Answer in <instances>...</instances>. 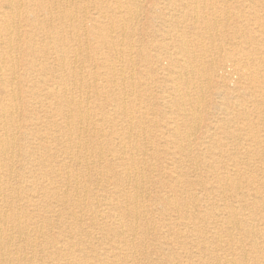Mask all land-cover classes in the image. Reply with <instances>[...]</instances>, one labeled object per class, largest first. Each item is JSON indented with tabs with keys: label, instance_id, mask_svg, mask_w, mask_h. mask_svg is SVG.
I'll return each mask as SVG.
<instances>
[{
	"label": "bare ground",
	"instance_id": "obj_1",
	"mask_svg": "<svg viewBox=\"0 0 264 264\" xmlns=\"http://www.w3.org/2000/svg\"><path fill=\"white\" fill-rule=\"evenodd\" d=\"M83 1L85 4H105V7L109 6L120 16H131L132 12L126 11H130L132 6L136 7L142 2L152 5L166 2L175 7L168 8L174 15L167 19L172 30L165 32L163 39L159 40V44L155 47L153 44L146 47L138 45L135 34L130 33V28L126 24L129 19L121 17L118 20L112 19L113 26L116 24L118 30L114 34H110L105 25H100V32H105L103 43H106L103 45L109 46L108 54L102 59L109 65L105 66L104 72L90 71V66L86 65L87 49L80 45L78 32L68 39L63 32L65 24L53 27L54 21L50 19L64 17L71 20L73 18L71 6ZM176 1L178 0H0V264H123L127 259L128 262L125 264H134L136 254L141 249L135 243H129V247L122 245L124 239L126 236L136 239L145 238L148 229L153 227L152 218L148 217L145 199L142 197V194L150 190V182L145 178V170L150 164L143 158L147 155L148 149L144 142L141 144L138 142L146 133L145 119L149 115L151 106L140 101L142 95L120 90L117 98L113 99L112 112L117 118L122 117L125 120L124 138H118L119 144L114 145L113 149L104 151L96 143L102 142L101 139L106 136L105 133H101L103 130L99 127L97 120L99 114H91L90 106L80 100L82 96L95 92L92 82H87L86 78L97 81L107 77L110 84L124 85L132 91V85L136 83L135 68L141 65L146 70V67L152 64V58H155L163 80L157 86V90L166 94L161 98V105L164 109L177 112L178 115L169 117L165 122L168 133L173 134V138L166 143L173 145L172 148L181 155H189L192 164L190 168L200 170L203 166L202 168L209 174L207 180L213 185L210 188L206 185L208 181L200 179L198 185L202 197L200 199L193 193L190 199L189 190L190 187H194L192 181L188 179L190 170L176 167L175 160H171V164L168 163L171 178L176 180V184L172 187L173 194L163 197L160 201L165 208L178 214L175 219L177 223L179 219H184L188 222L185 223V228H190V224L194 225L196 231L194 244L198 246V251L195 254L190 253V257L197 261L206 259L208 264H264V258H259L261 257L259 253L254 251L253 253L244 251L235 258L234 244L231 240L224 241L221 236L222 222L226 215L233 229L237 232L241 231L240 215L242 217L244 215L238 213L239 208L228 206L223 210L220 206L217 207L209 202L212 192H217L221 197L224 193L223 189L229 191L238 189L241 175L224 176L219 172L223 164L215 158H210V162L196 156L191 157L195 150L192 136L201 125L198 115L202 94H205V84H209L212 77L217 76L220 80V87H216L215 92L221 100L220 107L226 114L228 111H239L242 107L238 102L239 98L233 101L234 94L226 87L230 75L244 78L251 85L246 89L245 95L250 94V97L259 92L264 98V86L260 84L261 77L264 76V53L253 50L257 43L264 44V22H261L264 16H258L253 12L241 17L246 23L255 21L260 24L257 27L261 28L258 35L245 34L243 37L247 47L244 49L237 45L233 54H227L225 62L215 64L207 60L206 54L210 46L214 48L218 43L223 42L222 38L225 36L228 24L222 21L225 22L230 17L227 15L228 11L219 13L212 0H182L184 2L181 4ZM60 4H65L66 8ZM23 5L30 8L27 7L22 12ZM5 6H8V11L3 9ZM201 6L204 9L199 10ZM95 9H97V17L89 15L95 24L103 21L107 16L113 18V14L107 11L105 13L104 8L95 7ZM219 14L221 17L218 16ZM38 15H43L44 19L41 20ZM23 22L27 26L26 29L21 28ZM187 24L195 27L194 35L190 38L184 33L187 32ZM196 29L198 32H195ZM202 29L206 30L208 42L199 39ZM94 32L97 33L98 30ZM21 42L26 46H21ZM224 46L220 50H224ZM152 51L156 52L153 57ZM83 55L84 63L81 61ZM90 57L97 58L94 55ZM22 64L24 70L20 73L19 68ZM220 71L225 75L219 76ZM24 106L26 112L30 109L27 116L23 113ZM259 107L263 109L264 103ZM32 122L34 125L31 124ZM262 122H264V110L260 112L256 121L248 120L249 131L243 137L251 140V146L263 143L258 131L252 133ZM182 126H185L183 132L180 128ZM211 129L208 132L212 131V135L222 132L230 137L241 136L240 133L233 131L226 132L223 125L216 124ZM58 132L65 134L68 139V145L62 153L66 158L57 168H52L54 156L48 150L42 155L41 147L34 145L37 141L39 144L50 139L54 141ZM19 135L22 139L18 138ZM112 135L114 133L110 132L109 136ZM30 137L33 142H27ZM134 140L138 143H134ZM219 143L210 142L207 149L211 150L212 156L223 158L225 151L222 149L223 144ZM73 145L84 154L74 153L71 148ZM35 149L37 151H34ZM257 152L264 161L263 148L260 147ZM88 155L97 157V163L111 157V161L119 163L121 167L120 174L115 173L109 163L107 173L112 175L110 179L116 181V191L100 196L105 206L102 210L98 209V203L87 204L89 191L86 185L81 183V179H85V176L70 170L74 164L87 167ZM120 175L124 177L123 182ZM209 177L212 179L210 180ZM23 178H31V181ZM57 180L64 182L63 189L55 186ZM125 182L128 188L123 189ZM109 185L107 183V187ZM117 185L122 189L117 190ZM184 193L189 199L183 196ZM52 199L57 200L61 207L55 213L58 218L61 219L62 214L66 212L68 215L66 219L69 221L65 222V228L58 232V240L52 235V222L46 217L51 212L49 200ZM246 209L252 211H250L251 216L259 215L256 205ZM202 210L205 212L204 216L201 214ZM86 221L92 222L93 226L101 230L104 235L119 239L120 244L111 246L109 255H105V258L99 255L93 243L84 247V243L77 239L80 236H84L85 241L88 242L92 239L90 233H85L81 229V225ZM105 222H110L114 228L106 229V225L103 224ZM209 229L213 230L212 237L208 234ZM250 229L248 233L252 236L254 230ZM180 238L179 234L177 239ZM209 239L211 240L208 241ZM180 243L186 245L184 241ZM224 246L226 250L217 253V248L222 249ZM28 251L31 256L26 254ZM85 252H87L86 257L81 259L79 254Z\"/></svg>",
	"mask_w": 264,
	"mask_h": 264
},
{
	"label": "rangeland",
	"instance_id": "obj_2",
	"mask_svg": "<svg viewBox=\"0 0 264 264\" xmlns=\"http://www.w3.org/2000/svg\"><path fill=\"white\" fill-rule=\"evenodd\" d=\"M212 1L215 3L216 10L219 13L221 11H228L227 15L230 16L225 22L222 21L223 23L228 24L225 36H223L222 38L223 42L218 43L214 48L210 46L209 52L206 54L207 60L209 62H215V64H218L222 61L225 62L227 54H233L234 49L237 45H239V47H243L244 49L245 47H247V43H245L243 37L245 34L253 33L256 36L258 35V32L261 28L258 29L257 27L260 26V24L256 23L255 21L246 23L245 21H243V19H241V17H244V15L247 16L248 13L251 14L253 12H255L258 16H264V0ZM84 2L85 1L77 4L76 6H71V11L73 13V18L71 20H67L64 17L62 19H50L54 21L52 22L53 27H59L61 24H65V29L63 32L64 36L68 39H70L69 37H73L74 34H77L76 32H78L79 40L81 41L80 45L87 49L85 56H87L86 61H88L86 62V65L90 66V71L104 72L105 66L109 65V63L103 62L104 59H102L105 58V54H108L109 46L107 44L103 45L104 43H106H103L105 32H100V25H105L106 27H108V31L110 32V34H114L118 30L116 24L113 26L112 19L118 20L119 17L127 18L129 20L126 22V24L128 25V28H130V33L133 32V34H135V40L137 44L146 47H149L151 44H153L155 47L159 44V40L163 39V34L168 30H172L167 19L173 17L174 15L169 12L168 8L170 7L169 9H173L175 7L174 5L172 7V4L166 2H161L157 5L142 2L140 4L141 7L140 5H137L136 7L132 6L130 11H126L132 12L131 16H120L119 14H115L109 6L105 7V4H85ZM182 2L184 1H176V3L178 4H181ZM60 5H62L63 8H66L65 4ZM27 7L30 8V6L23 5L21 7V11L23 12ZM95 7L104 8L105 13L107 11L109 12V14H113V18H109L107 16V18H104L103 21L101 20L100 22H97V24H95V22L89 18V15H91L92 17H97V9H95ZM3 9L8 11V6L3 7ZM198 9L202 10L204 8H202L201 6ZM135 10L137 13L135 12ZM38 16L41 20L44 19L43 15ZM218 16L221 17V14H219ZM209 19L212 18L209 17ZM217 19L219 20L220 18ZM261 22H264V20ZM21 26V28L23 29L27 28L24 22L21 24ZM186 27L187 32L184 33L190 38L194 35L195 27L190 24H187ZM96 29L98 30L97 33L94 32ZM179 29L182 30V28ZM201 31L202 34L199 33V39L208 42L205 35L206 30L202 29ZM176 32L178 31L176 30ZM195 32H198V29H196ZM22 38H24V36H22ZM71 43L75 44V42ZM21 46L25 47L26 45L21 42ZM223 46L224 50H220ZM253 50L257 53H264V44L257 43V46L254 47ZM151 53L153 57L154 53L156 52L152 51ZM101 54H104V56H102ZM93 55L97 58L91 59L90 56ZM83 60L84 55L81 61L83 62ZM151 63V65H148V67H146V70H144L141 65L135 68L134 73L136 75V83L132 85V91L130 90L131 88H127L124 85L120 86L118 84V86H116L115 84H110L109 78L107 77H102L97 81H94L91 78H86L87 82H92V85L94 87L93 91L95 92L93 94L91 93L89 95L82 96L80 101H83L85 104L87 103V105L90 106L89 109L91 114H99L97 120L99 121V127L103 130L101 133H105L104 135H106L107 137L105 136V138L101 139L103 141L100 143L99 141L95 142L99 144L97 146H100L99 148L104 151L113 149L114 145L119 144L118 138H124L123 131L125 129L124 125L126 124L125 120L122 117L117 118L112 112L113 99L117 98L120 90L129 93L133 92L139 96L142 95L140 97V101L151 106V110L148 111L149 115L145 119L146 133L142 136V138H139L138 142L139 144L144 142L148 149L147 155L143 156V158H145L146 162L150 164V167L145 170V178L147 182H150V190L142 194V197H144L145 199L148 217L152 218L153 227L148 229V233L145 238L138 237V239H136L126 236V238L124 239L122 245H128L129 247V243H135L141 249L136 254L134 264H208L206 259L197 261L190 257V253L195 254L198 251V246L194 244L196 239V231L194 225L190 224V228H185L184 225L185 223L188 224V222H185L184 219H179V223H177L175 219L178 214L172 212L173 210H170L167 207L165 208V206L160 201V199H162L163 197L171 196L173 194L172 187L176 184V180L171 178L172 175L170 174V170L168 169V163L171 164V160H175L177 162L176 167L183 168L184 170L188 171L190 170L188 179L191 180L194 185V187H190L189 190L190 199L193 196V193L201 199V188L198 185L200 179L208 181L206 185H208L210 188L213 185H210L211 181L207 180L209 174L202 168L203 166L200 168V170H194L190 168L192 164L189 155H181L175 148H172L173 145H169L168 143H166L167 140L173 138V134L168 133L169 131L165 128V122L169 117H177L178 115L177 112H171L170 110L164 109L162 107L161 98L166 96V94L161 93L157 90V86H159L161 81H163L162 74L160 73V68L155 63V58H152ZM19 69L20 73H23L24 65L22 64ZM219 73V76L225 75L224 73L222 74L221 71ZM85 74H87V72ZM261 78L262 81L260 82V84L264 86V76ZM219 81V78L215 76L212 77V79L209 81V84H205L206 91L205 94H202V104L199 110L200 117L198 115V120L200 119L199 121H201V125L200 127H198L199 129L197 131H194V136H192V143L195 150L193 151L191 157L196 156L201 159L209 160L210 162V158H215L223 164V168L222 170L220 169L219 172L221 174L223 173L224 176H235L236 174L241 175L240 186L238 189H232L231 191H229V189H223L224 193L221 197L218 196L217 192H212V196L210 197L209 202L217 207L220 206L223 210L225 208H228V206H234L236 208H239V214L244 215L243 217L242 215H240L241 219L239 218L241 222L240 232H237V230L233 229L232 224H230L228 221L227 215L224 217V220L222 222L221 236L224 241L231 240L234 244V257L238 258V254L241 255L244 251L248 253H253L254 251V253H259V256H261L259 258H264V161L257 152V150H260V147H262L264 150V122L260 123L259 126L255 125L256 128L252 131V133L258 131V136H260L261 140H263L262 145L251 146V140L247 137H243L244 134L249 131L247 127L248 120L256 121L260 116V112L264 110V108L260 109L259 107L264 103V98L259 92L250 97V94L245 95L246 89L251 87V85L248 84V82L244 78H239L237 75H230V80L227 82L226 87L232 94H234V99L232 96L233 101L238 97V102L241 103L242 107L239 111H228V114H226L221 109V100L217 97V94L215 92L216 87H220ZM25 99L27 100V98ZM29 110L26 112V108L24 106V115L27 116ZM28 124H30V122ZM31 124H33V122ZM216 124L220 126L223 125L226 132L233 131L236 133H240L241 136L230 137V135H228L227 133L225 134L222 132H217L216 134L212 135V131H208L212 130L211 128ZM35 126L37 127V125ZM180 128L183 132L185 126H182ZM110 132L114 133L112 137L109 136ZM56 134V139L54 141L53 139H50L41 142L40 144L39 141H37L34 145V147H41L42 155L46 153V150H48L50 154L54 156L52 168H57L61 161L66 158V156L62 153L68 145V139L65 134L62 135V133L60 132ZM18 138L22 139V136L19 135ZM134 141V143H138L136 142L137 140ZM213 141L214 143H219L220 141L219 144H223V148L220 147L223 149V151H225V156L223 158L214 155L212 156L210 154L211 150L207 149L210 145V142ZM27 142H33L32 138L30 137ZM71 148L72 151L77 155L84 154L80 152V150L75 147V145L71 146ZM34 151H37V149H35ZM172 152L173 154H171ZM247 154L249 159H247ZM111 159L112 158L109 157L108 159L106 158L105 160L97 163V157L88 155L86 160L88 163V168L80 164H74L70 167V170L75 174L85 176V179H81V183L83 185H86L89 191L87 204H91L93 202L98 203L99 210H102L105 207L104 202L101 200L100 196L104 194L107 195L113 191H116V181L114 179H110L109 177H112V175L110 173H107L109 163L111 165L110 167L115 171V173L120 174L121 170L120 164L111 161ZM24 162H26V159ZM19 166L20 164L18 163V167ZM32 168L34 169V167ZM35 171L37 172L38 170L35 168ZM34 175L36 176V173H34ZM121 177L123 178L121 182H123L124 177ZM209 178L210 180L212 179L211 177ZM23 179L26 181H31V178ZM107 183L110 184L108 187ZM63 185L64 182H62L61 180H57L55 182L56 187H61L63 189ZM225 186L228 188L227 185ZM126 187L128 188L127 183L124 185L123 189H126ZM118 188L119 190L122 189V187H119V185H117V190ZM261 188L263 189V193H261ZM179 190L181 191V188ZM213 191H215V189ZM183 196H185L186 199H189L187 194L185 195L184 193ZM49 203H51V212H49L46 217H48L52 222L51 233L58 240V232H61L62 229L65 228V222H69L66 219L68 215L65 212L62 214L61 219H59L60 217L58 218V216L55 214L61 209L57 200H49ZM255 205L258 206L259 215L251 216L252 211H248L246 207L251 208ZM40 210H43V208H40ZM191 212L193 211L191 210ZM201 214L203 216L205 215L204 210H202ZM225 214H227V212H225ZM40 221L43 222L42 220ZM254 221H256L257 223ZM127 222H130V220H127ZM39 224L40 222L37 223V225ZM103 224L106 225V229H110L112 227L114 228V225L112 226L110 222H105ZM212 226H214V224H212ZM81 229H83L85 233H90L92 235V239H90L89 242L88 240L85 241L84 236H80L77 239L84 243V247L91 246V243H93L94 247L98 250L99 255L102 258H105L107 255H109V248L111 246H114V244L117 243L120 244L119 239H117L116 237L104 235V233L101 230L95 228L90 221L84 222L81 225ZM249 229L254 230L253 234H251L252 236H249ZM211 232H213V230L209 229L208 234L210 237H212ZM179 234L181 238L177 239L179 237ZM241 239L242 241H240ZM210 240L211 239H209L208 241ZM182 241L186 242V245L180 243ZM254 241L256 244L254 243ZM223 250H226L225 246L222 249L218 247L217 253H223ZM26 254L31 256L29 251ZM86 254L87 252L79 254L81 255L80 258L84 259V257H86ZM124 261L128 262V259ZM126 262H123V264H125Z\"/></svg>",
	"mask_w": 264,
	"mask_h": 264
}]
</instances>
